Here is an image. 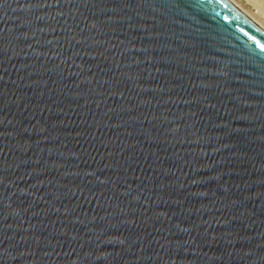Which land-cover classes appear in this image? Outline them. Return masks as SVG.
<instances>
[{"label": "water", "instance_id": "95a60500", "mask_svg": "<svg viewBox=\"0 0 264 264\" xmlns=\"http://www.w3.org/2000/svg\"><path fill=\"white\" fill-rule=\"evenodd\" d=\"M261 46L227 0H0V264H264Z\"/></svg>", "mask_w": 264, "mask_h": 264}, {"label": "rangeland", "instance_id": "374dc122", "mask_svg": "<svg viewBox=\"0 0 264 264\" xmlns=\"http://www.w3.org/2000/svg\"><path fill=\"white\" fill-rule=\"evenodd\" d=\"M235 2L247 11L252 16L250 17L264 29V0H236Z\"/></svg>", "mask_w": 264, "mask_h": 264}, {"label": "bare ground", "instance_id": "6f19581e", "mask_svg": "<svg viewBox=\"0 0 264 264\" xmlns=\"http://www.w3.org/2000/svg\"><path fill=\"white\" fill-rule=\"evenodd\" d=\"M233 7H235L241 14H243L248 20H250L255 26H257L260 30H262L263 32H264V29H263V27L259 24V23H257V22H255L251 17V15L247 12V11H245L244 9H242V7L238 4V3H236L234 0H227ZM251 13V12H250ZM252 14H254V13H252ZM251 16V17H250ZM257 18V17H256Z\"/></svg>", "mask_w": 264, "mask_h": 264}, {"label": "snow or ice", "instance_id": "6c2138e0", "mask_svg": "<svg viewBox=\"0 0 264 264\" xmlns=\"http://www.w3.org/2000/svg\"><path fill=\"white\" fill-rule=\"evenodd\" d=\"M261 47H264V46H261Z\"/></svg>", "mask_w": 264, "mask_h": 264}]
</instances>
